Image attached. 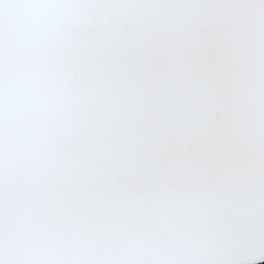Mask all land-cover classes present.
Masks as SVG:
<instances>
[{"label":"snow or ice","instance_id":"6c2138e0","mask_svg":"<svg viewBox=\"0 0 264 264\" xmlns=\"http://www.w3.org/2000/svg\"><path fill=\"white\" fill-rule=\"evenodd\" d=\"M264 261V0H0V264Z\"/></svg>","mask_w":264,"mask_h":264},{"label":"water","instance_id":"95a60500","mask_svg":"<svg viewBox=\"0 0 264 264\" xmlns=\"http://www.w3.org/2000/svg\"><path fill=\"white\" fill-rule=\"evenodd\" d=\"M260 264H264V261L260 262Z\"/></svg>","mask_w":264,"mask_h":264}]
</instances>
